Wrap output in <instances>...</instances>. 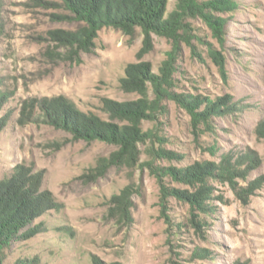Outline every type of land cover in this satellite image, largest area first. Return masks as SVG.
<instances>
[{
  "label": "rangeland",
  "instance_id": "rangeland-1",
  "mask_svg": "<svg viewBox=\"0 0 264 264\" xmlns=\"http://www.w3.org/2000/svg\"><path fill=\"white\" fill-rule=\"evenodd\" d=\"M236 1L239 9L228 15L224 48L204 21L190 20L205 43L194 40L196 55L182 43L174 91L211 100L230 96L237 109L214 117L213 130L205 132L201 126L197 133L188 110L166 101V114L143 125L144 130L156 127L167 140L165 147L183 157L159 161V166L212 162L220 168L226 157L238 161L231 180H208L210 208L203 212L174 196L162 200L159 181L145 166L147 144L139 146L141 160L135 167L112 165L102 175L99 160L117 146L78 141L66 130L35 120L38 101L59 96L108 119L103 99L140 98L120 87L127 65L150 62L159 74L173 50L171 42L154 35L153 51L141 58V30L131 38L105 28L94 51L83 53L78 64L59 57L64 48L50 36L58 29L77 28L60 18L66 14L60 0H0V93L8 98L0 112L5 119L0 182L20 168L40 173L43 189L59 205L34 222L42 223L37 236L12 240L4 264L34 259L41 264H93L94 258L107 264H264V138L256 134L264 118V0ZM175 3L170 0L169 12ZM207 43L223 54L225 75L209 56ZM166 181L169 187L194 191L185 183ZM127 186L132 187L129 218L113 203V196ZM194 219L204 226L196 228Z\"/></svg>",
  "mask_w": 264,
  "mask_h": 264
},
{
  "label": "trees",
  "instance_id": "trees-1",
  "mask_svg": "<svg viewBox=\"0 0 264 264\" xmlns=\"http://www.w3.org/2000/svg\"><path fill=\"white\" fill-rule=\"evenodd\" d=\"M66 9L62 20L77 24L74 30H55L50 33L54 41L64 48L58 56L66 61L82 63V54L91 53L96 48L99 33L105 28H113L134 38L141 30L144 41L139 52L143 57L154 49V35L171 42L173 50L162 63L159 74L154 73L150 62L128 64L125 75L120 80V87L126 93H137L140 98L133 101L119 102L111 99L102 100V110L108 115L104 119L92 112L80 110L74 102L65 96L38 101V122L49 124L71 133L75 140L92 143L105 142L118 147L109 157L99 160L97 171L104 175L112 165L135 167L141 160L140 145H146L148 160L145 166L157 177L162 191V200L174 196L189 203L192 209L208 211L207 200L212 190L209 179H232L238 172L233 157H226L219 164L204 162L186 167H163L159 161H181L182 155L165 147L167 140L157 128L144 130L145 122L159 121L165 115L167 106L164 102L173 101L183 106L192 116L195 132L213 130L214 117H222L237 109L230 96L211 100L202 95L192 96L174 91L176 80L175 66L180 55L182 43L187 44L196 55L195 39L205 43L194 34L191 19H201L209 27L212 35L224 48L226 26L229 18L239 9L236 0H176L174 9L169 12L170 0H60ZM211 59L225 75V58L213 45L207 43ZM152 89L153 97L150 96ZM8 98L0 93V112ZM34 108V107H33ZM28 116H32L29 112ZM5 119L0 118V134L3 132ZM202 126V129H201ZM260 139L264 138V118L256 128ZM220 173H217L216 170ZM94 173V171H92ZM95 176V173L92 175ZM232 177V178H231ZM167 178L173 182H182L194 189L193 192L169 187ZM252 184L253 188L258 184ZM132 187L127 186L120 195L113 196V203L126 218L131 215ZM247 201V200H246ZM53 194L43 189V175L20 168L9 179L0 182V264H4L12 240H29L41 232L42 223L33 225L47 211L58 209ZM196 228L201 229L202 220H193ZM206 253L207 251H202ZM206 255V254H205ZM209 256V255H207ZM15 264H41L39 259L17 261ZM93 264H107L94 258ZM120 264V263H108Z\"/></svg>",
  "mask_w": 264,
  "mask_h": 264
}]
</instances>
